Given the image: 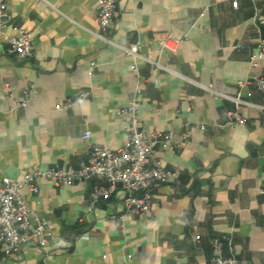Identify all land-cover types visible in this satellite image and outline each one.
<instances>
[{"label": "crops", "instance_id": "1", "mask_svg": "<svg viewBox=\"0 0 264 264\" xmlns=\"http://www.w3.org/2000/svg\"><path fill=\"white\" fill-rule=\"evenodd\" d=\"M8 12L0 34V176L78 167L89 141L121 146L128 122L116 110L139 86L140 128L174 131L157 156L178 181L154 183L150 211L133 214L120 185L90 201L93 186L107 184L101 176L59 185L38 178L36 191L20 194L47 220L50 242L7 254L0 241V264H208L211 239L221 234L232 237L244 264H264V109L243 104L247 121L239 124L226 113L233 101L206 88L264 104V91L238 83L264 74V57L250 63L264 37V0H117L105 33L118 44L139 41L167 67L139 59L137 71L130 55L94 33L96 0H8ZM21 30L33 35L32 55L8 50L4 35ZM168 35L180 38L175 53L161 46ZM29 86L30 102L16 105Z\"/></svg>", "mask_w": 264, "mask_h": 264}, {"label": "built area", "instance_id": "2", "mask_svg": "<svg viewBox=\"0 0 264 264\" xmlns=\"http://www.w3.org/2000/svg\"><path fill=\"white\" fill-rule=\"evenodd\" d=\"M238 0H232L236 6ZM117 0H96V21L99 30L94 33L105 42L116 44L122 52L132 57V68L137 71L139 59L167 68L154 60L150 54L140 51L141 43L134 41L129 44L114 42L105 31L112 24V17ZM9 20L8 0H0V34ZM9 43L8 50L19 56H29L33 53V35L28 30H21L19 35H4ZM162 48L171 53L178 49L180 38L168 35L160 41ZM264 57V37L258 38L257 50L250 55V63L255 65L259 58ZM239 84L253 83L258 89L264 91V74L240 80ZM207 90L215 95L225 96L233 101V107L227 110L229 119L239 124H244L247 117L241 109L243 104L264 109V104L255 103L243 97L240 92L226 94L211 86ZM33 87L24 89L23 97L16 102L18 106L27 105L32 96ZM140 87L136 86L128 103L116 110L117 115L127 120L129 136L127 140L116 148L105 144L88 142V156L80 161L78 167L64 168L49 166L47 168H35L24 172L20 176H0V241L5 244L7 254L18 251L27 243L35 242L41 247H46L52 237V230L47 220L40 218L36 212L23 200L20 190L27 187L32 191L38 189L36 180L46 178L53 183L70 184L74 180H89L93 175L106 179L107 184H95L90 190L89 197L93 203L102 196L111 194L116 186L120 185L124 190V209L126 213H147L151 209V186L156 182L178 181L177 172L161 164L157 156L158 144H169L174 135L173 130L153 129L145 132L140 128V119L137 114L139 104ZM250 92H248V95ZM83 95V94H82ZM71 100L61 102L63 107L70 105ZM185 128L182 137L189 134ZM83 136L89 138L90 130L84 131ZM213 254L208 264H244L242 258L234 252L232 237L228 234L213 236L211 239ZM225 248L228 254H224Z\"/></svg>", "mask_w": 264, "mask_h": 264}]
</instances>
